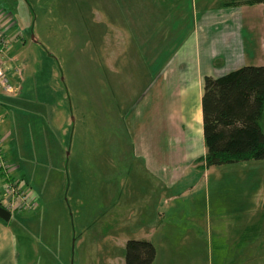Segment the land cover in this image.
<instances>
[{
    "label": "rangeland",
    "instance_id": "374dc122",
    "mask_svg": "<svg viewBox=\"0 0 264 264\" xmlns=\"http://www.w3.org/2000/svg\"><path fill=\"white\" fill-rule=\"evenodd\" d=\"M203 1L0 0L12 15L4 20L14 24L7 36L21 94L12 112L0 109L11 135L0 132V204L13 203L4 201L8 183L36 201L9 221L19 264H126L127 241L148 237L157 261L177 264L163 231L177 232L183 247L193 236L205 241V253L179 255L183 264H264V159L205 173L191 162L165 175L148 169L134 142V118L152 117L156 88L175 87L174 76L163 78L167 64L181 26L195 31ZM221 2L209 7L219 52L228 21ZM233 28L255 37L252 50L258 39V53L202 57L216 75L264 63V3L234 6ZM260 124L264 131V116Z\"/></svg>",
    "mask_w": 264,
    "mask_h": 264
},
{
    "label": "crops",
    "instance_id": "0c3cea01",
    "mask_svg": "<svg viewBox=\"0 0 264 264\" xmlns=\"http://www.w3.org/2000/svg\"><path fill=\"white\" fill-rule=\"evenodd\" d=\"M221 4L224 7L222 10L224 11L225 19H228V21L224 23L227 26V30L224 41L220 42V44H226V48L220 50V52L215 50V46L218 45V41L215 39L214 34V31L217 29V22L215 21L216 15L209 9L212 5L211 0H204L203 5L199 6L201 10L199 7L197 8L199 16L198 21L194 24L195 31H189L186 25L181 26L182 32L178 37L179 48L172 56L174 58L167 64V69L170 70L165 69L167 71L163 78H171L174 76L173 78H176V80L170 81H172L171 85H175V87L168 86L170 91H165L166 86L163 85L157 87L154 93L155 103L152 105V117H146L145 111L142 110L140 115L134 118V142L139 143L144 150L148 159L147 166L148 169H151V172L155 170L165 175L169 173L182 174L184 166L191 162L199 163V167L204 168V173L212 168V166L206 167L205 162H199L200 157H204L206 154L202 100L204 93V77L206 75L215 77L220 75H216L212 66L210 64L207 65L206 62L202 60V57H215L218 53L223 56L221 52L227 53L224 55L225 57H254L256 56L255 53H258V51H256L257 47L260 46L258 45L259 41L257 39L252 50V41L255 37H251L249 34L244 35V30L243 32L235 33L233 30L234 6L244 7L249 4L234 3V0H222ZM225 10H229L230 12ZM6 23H4V26L9 34L8 31L12 30L14 24L11 23L7 26ZM9 36L10 35L7 37ZM8 39L10 41V37ZM9 43L10 47L4 53L5 70L8 77H10V81L14 84L19 82L17 67L14 63L19 60V57L11 55V41ZM203 53L205 56H203ZM243 59H241V61H245ZM7 62L8 65H6ZM171 62L172 64H170ZM262 64L264 63H247L244 65ZM12 73L16 74V76L13 77L14 75H12ZM14 95H16V89L12 94L1 92L0 109H2L3 112L6 109H10V112H12L14 106L18 104L21 94L17 96ZM147 115L149 116V114ZM8 126V121L0 124L1 135L5 137L9 135L6 139L7 141H9L11 137ZM6 132L7 134L5 135ZM133 146L135 149V145ZM149 166L151 168H149ZM0 180L1 193L4 185H6L3 175L0 176ZM167 182L168 181L163 185L165 190L169 187ZM36 195L39 200V195L37 193ZM9 221H5L0 217V264H19V237ZM159 237L163 247H167V253L174 255V259H177V264H183L178 261V258L184 251L199 255L201 252L205 253L207 249L205 246L202 247L198 245L200 241H203L205 244L202 238L201 240L198 239L199 237L193 236L192 244L187 247L181 245L180 237L177 235V232L163 231L159 234ZM151 238L141 239L151 240ZM154 244L156 245V258L153 264H163L159 260L157 261L158 246L157 243Z\"/></svg>",
    "mask_w": 264,
    "mask_h": 264
},
{
    "label": "trees",
    "instance_id": "16d2710c",
    "mask_svg": "<svg viewBox=\"0 0 264 264\" xmlns=\"http://www.w3.org/2000/svg\"><path fill=\"white\" fill-rule=\"evenodd\" d=\"M258 2L264 0H234ZM202 109L206 154L199 162L211 167L264 159V64L206 75ZM125 258L126 264H153L156 245L149 239H129Z\"/></svg>",
    "mask_w": 264,
    "mask_h": 264
},
{
    "label": "built area",
    "instance_id": "2783aa9c",
    "mask_svg": "<svg viewBox=\"0 0 264 264\" xmlns=\"http://www.w3.org/2000/svg\"><path fill=\"white\" fill-rule=\"evenodd\" d=\"M2 10L3 9H1L0 11V93L3 91V93L12 94L13 92H15V88L13 87L6 73L4 60V53L10 47L9 39L7 37V30L4 26V19L5 17H7L9 20L11 18V15L7 11L3 10L5 13L3 16ZM1 156L2 149L0 146V158ZM8 185L9 183L7 184V187L5 189L6 196H4V201L11 199L13 203L12 205H7L4 207L11 211V213H13L14 209H20L28 205L30 208H33L35 206L36 201L33 200L29 193L26 194V190H20L11 186L8 187ZM19 191H23V194H20Z\"/></svg>",
    "mask_w": 264,
    "mask_h": 264
},
{
    "label": "water",
    "instance_id": "95a60500",
    "mask_svg": "<svg viewBox=\"0 0 264 264\" xmlns=\"http://www.w3.org/2000/svg\"><path fill=\"white\" fill-rule=\"evenodd\" d=\"M0 217L5 221H9L12 217L11 211H9L1 204H0Z\"/></svg>",
    "mask_w": 264,
    "mask_h": 264
},
{
    "label": "bare ground",
    "instance_id": "6f19581e",
    "mask_svg": "<svg viewBox=\"0 0 264 264\" xmlns=\"http://www.w3.org/2000/svg\"><path fill=\"white\" fill-rule=\"evenodd\" d=\"M7 51V50H6ZM5 60V59H4ZM6 69V68H5ZM19 72V71H18ZM8 75V74H7ZM20 76V75H19ZM10 78V77H9ZM12 83V82H11ZM14 86V85H13ZM18 86V85H17Z\"/></svg>",
    "mask_w": 264,
    "mask_h": 264
}]
</instances>
